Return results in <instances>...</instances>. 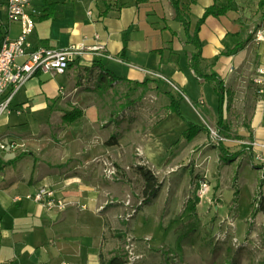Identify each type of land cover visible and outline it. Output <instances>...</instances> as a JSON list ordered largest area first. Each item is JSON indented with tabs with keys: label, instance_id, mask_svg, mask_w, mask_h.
<instances>
[{
	"label": "crops",
	"instance_id": "crops-1",
	"mask_svg": "<svg viewBox=\"0 0 264 264\" xmlns=\"http://www.w3.org/2000/svg\"><path fill=\"white\" fill-rule=\"evenodd\" d=\"M6 3L0 0L3 23ZM215 4L227 5L224 0H181L192 32L206 9ZM32 9L35 25L29 40L34 47L63 50L83 43L91 47L98 34L104 51L85 52L63 75H36L14 97L12 114L0 120V139L17 145L15 151L0 153V264H101V254L107 259L109 222L97 211L101 199L96 180L87 178L102 171L99 159L110 156L117 161L125 154L133 157L138 152L136 155L147 161L149 169L159 174L155 170L166 167L170 146L180 138L181 147L175 157L182 159L183 142H188L183 133L190 122L204 128L206 124H217L219 97L214 85L199 80L189 67L195 48L187 43L170 0H44ZM4 32L18 38L21 24H7ZM199 37L203 45L202 69L216 72L227 90L224 120L230 134L239 137L236 141L241 145L250 138L257 147L264 145L261 108L251 116L248 131H235L229 115L231 106L243 110L242 96L251 100L250 93L239 87L237 71L257 58L259 66L264 64V44L257 43L256 47L248 42L244 15L233 7L225 16L209 17ZM239 42H245V47L234 55L227 54ZM96 65L121 79L114 89L122 84L133 90L147 88L149 95L154 92L167 108L171 102L168 105L165 100L172 101L176 87L182 97L175 100L187 122L179 118L187 125L186 130L166 134L162 128L170 114L146 128L144 120L151 121V115L143 114L145 106L101 105L100 92L85 91L95 89V78L89 79L85 69ZM232 93L233 104L228 105ZM75 109L82 111L81 118L64 124L63 117ZM52 129H57V137H51ZM204 133L188 144L203 142ZM113 137L117 144L107 145ZM44 186L67 198L71 205L65 213L47 211L28 198ZM161 190L147 205L159 202ZM86 210L92 212V217L84 213Z\"/></svg>",
	"mask_w": 264,
	"mask_h": 264
},
{
	"label": "rangeland",
	"instance_id": "rangeland-1",
	"mask_svg": "<svg viewBox=\"0 0 264 264\" xmlns=\"http://www.w3.org/2000/svg\"><path fill=\"white\" fill-rule=\"evenodd\" d=\"M224 2L244 15L248 42L257 47L254 32L264 27L259 0ZM258 66L257 58L237 71L239 87L250 93L251 100L242 96V111L230 107L235 131H248L254 111H264V96H259L253 85ZM173 91L174 99L182 97L176 87ZM149 93L147 88L133 90L122 84L109 94H100L98 101L101 105L145 106L143 114L151 115V121L144 120L146 128L170 114L162 128L169 136L186 130L187 125L163 106L166 103L154 92ZM231 98L233 93L228 95V105L233 104ZM165 102L169 105L171 99ZM185 113L190 114L188 110ZM205 126L203 142H183L181 160L175 157L181 138L170 146L166 167L155 170L162 190L159 202L152 205L144 204V181L137 172L138 167L149 168V164L136 155L138 152L117 161L110 156L99 159L102 171L87 178L96 180L101 199L97 211L109 222L105 246L108 260L123 251L127 264H264V214L257 212L260 192L264 191V145L257 147L251 138L241 145L236 141L239 137L230 134L226 139L219 136L216 125ZM51 131V137L58 136L57 129ZM219 145L230 154H242L233 162H224ZM60 197L68 203L67 209L47 211L62 214L70 208L67 198L63 194ZM84 213L92 217L91 211Z\"/></svg>",
	"mask_w": 264,
	"mask_h": 264
},
{
	"label": "built area",
	"instance_id": "built-area-1",
	"mask_svg": "<svg viewBox=\"0 0 264 264\" xmlns=\"http://www.w3.org/2000/svg\"><path fill=\"white\" fill-rule=\"evenodd\" d=\"M43 1L7 0L6 22L3 23L0 20V33H4L0 43V120L4 115L12 114L11 105L14 97L36 75H49L52 78L63 75L71 66L80 61L85 52L101 53L104 51V47L99 44L98 34L94 35L93 40L96 44L91 47H87L84 43L71 45L63 50L48 46L34 47L29 40L35 25L32 8L35 3ZM11 23L21 24L22 32L18 38H11L4 32L5 26ZM254 39L258 44H264V27L254 32ZM150 75L158 80H166L160 74L150 73ZM253 85L256 93L264 96V64L256 70ZM16 149L15 143L0 139V153ZM28 198L47 210L62 212L68 206L57 191L49 187H41Z\"/></svg>",
	"mask_w": 264,
	"mask_h": 264
},
{
	"label": "trees",
	"instance_id": "trees-1",
	"mask_svg": "<svg viewBox=\"0 0 264 264\" xmlns=\"http://www.w3.org/2000/svg\"><path fill=\"white\" fill-rule=\"evenodd\" d=\"M139 2H143L146 0H138ZM175 12H176V20L180 22L185 30L187 36V43L191 44L195 48V53H193L189 60V67L195 72L196 76L199 80L208 82L215 87V91L219 97V121L216 124L217 133L219 136L223 135L226 139H230V128L226 124L224 120V104L226 101L227 90L224 85V81L221 77L214 71L207 72L203 70L201 67V61L203 58V45L200 41V31L201 27L204 25L206 20L209 17H219L225 16L230 10L231 5L228 3L225 6L219 7L218 5H213L206 9L204 15L199 19L194 31H191V21L188 14L185 13L184 9L181 8V0H170ZM259 8L264 9V0H259ZM245 47V42H239L234 49L227 52L229 55H234L241 51ZM97 68V69H96ZM86 72L89 74V79L94 76L95 78V89L93 88H85L87 92H93L101 94H109V92L114 90L116 84H118L121 79L117 78L113 73L104 69L101 65H96L94 68L85 69ZM97 71V72H96ZM96 72V75L94 73ZM168 110L176 114L182 120L187 122L178 102L173 98L171 101ZM83 115L82 111L75 109L73 112L66 114L63 117L64 124H72L81 116ZM202 131H207L206 128L201 127L199 125L189 123L188 129L183 133V137L188 141H192L197 134ZM117 144L116 137L110 139L107 143L109 146H113ZM222 154V160L224 162H233L237 158H239L242 152L230 154L226 151V149L219 145ZM247 146L244 147L246 149ZM137 172L141 175L144 181V188H143V197L145 199V205L149 204L151 200L156 198L160 188V182L156 175L147 167H138ZM257 198V197H256ZM257 212L264 214V196L262 192H260V197L258 199V209ZM101 264H127L125 255L123 251H119L114 254L112 258L109 260L104 258V255H100Z\"/></svg>",
	"mask_w": 264,
	"mask_h": 264
}]
</instances>
